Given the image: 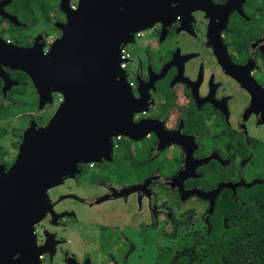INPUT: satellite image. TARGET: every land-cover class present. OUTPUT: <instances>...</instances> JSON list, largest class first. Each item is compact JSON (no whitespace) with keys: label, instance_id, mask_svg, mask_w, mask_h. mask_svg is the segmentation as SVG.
Listing matches in <instances>:
<instances>
[{"label":"flooded vegetation","instance_id":"af4514ba","mask_svg":"<svg viewBox=\"0 0 264 264\" xmlns=\"http://www.w3.org/2000/svg\"><path fill=\"white\" fill-rule=\"evenodd\" d=\"M66 1L77 10L80 0H0V178L27 131L67 103L66 89L41 94L19 68L20 54L48 56L61 38ZM172 9L124 46L132 127L110 139L108 159L77 163L48 190L50 211L33 229L37 264L153 262L164 241L179 247L186 223L173 210L193 199L210 207L224 192L239 203L264 185V0ZM164 222L163 242H152Z\"/></svg>","mask_w":264,"mask_h":264},{"label":"water","instance_id":"95a60500","mask_svg":"<svg viewBox=\"0 0 264 264\" xmlns=\"http://www.w3.org/2000/svg\"><path fill=\"white\" fill-rule=\"evenodd\" d=\"M180 1L80 0L77 10L66 1L67 22L50 55L20 54L19 68L38 92L64 88L68 99L44 129L27 131L0 178V264H37L33 229L50 211L48 190L76 173L77 163L108 159L110 139L132 127L136 105L119 66L121 48L137 32L171 21Z\"/></svg>","mask_w":264,"mask_h":264},{"label":"rangeland","instance_id":"374dc122","mask_svg":"<svg viewBox=\"0 0 264 264\" xmlns=\"http://www.w3.org/2000/svg\"><path fill=\"white\" fill-rule=\"evenodd\" d=\"M144 31L146 30L137 33ZM124 46L121 50H124ZM51 94H54V91ZM57 94L58 92H56ZM36 128L38 129V127ZM224 193L220 195L221 198L218 202L212 201L210 207L201 200L193 199L182 204L183 206L178 208L179 213L173 210L174 218L186 223L179 230V247L176 250H171L170 245L173 242L166 240L164 246L167 248L164 247L162 254L156 252L155 256H151L153 262L148 260L146 262L139 260L138 262L136 257L132 255L131 264H168L170 260L171 264H205L207 260L210 261L211 253L216 247L224 248L237 242L243 231L248 228L240 220L231 219L236 211L235 201L232 200L234 201L232 202L229 194ZM238 196L241 201H244L248 197V193L242 190ZM225 202L228 205H225ZM247 219L251 220L250 217ZM168 230L166 222L160 224L152 242H163V240L158 239L159 235L157 234L164 231L168 232ZM147 257H150L149 253H147Z\"/></svg>","mask_w":264,"mask_h":264},{"label":"trees","instance_id":"16d2710c","mask_svg":"<svg viewBox=\"0 0 264 264\" xmlns=\"http://www.w3.org/2000/svg\"><path fill=\"white\" fill-rule=\"evenodd\" d=\"M247 193L246 200L235 202L236 211L231 219L240 220L248 229L237 242L216 247L205 264H264V185Z\"/></svg>","mask_w":264,"mask_h":264},{"label":"built area","instance_id":"2783aa9c","mask_svg":"<svg viewBox=\"0 0 264 264\" xmlns=\"http://www.w3.org/2000/svg\"><path fill=\"white\" fill-rule=\"evenodd\" d=\"M138 34L139 33H137L136 35L138 36ZM120 60H121V63L119 65L120 69L125 71L127 67L128 55L124 50H121L120 52Z\"/></svg>","mask_w":264,"mask_h":264},{"label":"bare ground","instance_id":"6f19581e","mask_svg":"<svg viewBox=\"0 0 264 264\" xmlns=\"http://www.w3.org/2000/svg\"><path fill=\"white\" fill-rule=\"evenodd\" d=\"M50 55V53L48 54V56ZM61 90V89H60Z\"/></svg>","mask_w":264,"mask_h":264}]
</instances>
